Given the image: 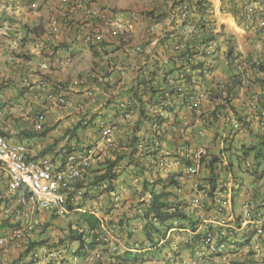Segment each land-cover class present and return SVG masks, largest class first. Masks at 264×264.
<instances>
[{
  "label": "built area",
  "instance_id": "1",
  "mask_svg": "<svg viewBox=\"0 0 264 264\" xmlns=\"http://www.w3.org/2000/svg\"><path fill=\"white\" fill-rule=\"evenodd\" d=\"M196 2L204 4L203 13L199 12L197 14ZM247 6V10H243L244 12L240 10L238 13H234V19L239 20V18H242L247 23L246 21L250 22L251 14L254 16L256 14L255 28L264 34V7L259 3L253 5L250 3ZM148 12H151V14ZM71 14H77L78 18L76 20L71 19ZM58 15H61L59 21L57 18L51 19L52 32L56 31L59 26H63L65 29L77 33L85 44L92 45L103 41L105 36L126 43L130 40L133 29L137 26H140L144 36L152 37L155 41H158L166 32L173 30L175 26L178 29L180 28L177 35V44L180 47L182 42L197 37L204 30L207 31L208 28L215 29L213 27L215 26L213 25V8L209 0H181L180 4L175 6L169 14L171 28L165 33L163 32L162 35L159 34V21L156 19L154 9L116 10L100 5L97 0H69L65 13L60 12ZM215 32L218 33L219 31ZM178 46L170 43L165 46L163 51L157 52L160 68L155 75L151 76L152 73L144 71L143 76L147 79L152 78V80L160 78L161 66L167 64L173 58L175 49ZM37 49L46 51V54L51 55V57L44 56L39 61L36 69L29 70L27 74L22 76L20 88L23 90V100L17 104L18 113H11L8 109L9 118L0 122V181L6 190L5 194L0 195V215L8 217L16 212L18 218L17 221L12 222L13 227L7 233L8 235L0 236V248L6 246L10 240L22 241L27 238L39 224V220L36 217L34 218L33 215L44 213L64 217L75 211H84L95 216L99 221L98 227L101 232L95 241L108 243L111 245V251H117L119 246L116 243H120L116 235L118 220L109 211L104 215L101 214L98 204L94 202L85 204L87 197L84 194L89 192L86 181L90 175L89 170L94 168L97 163L106 158L113 159L117 152L128 153L131 150L125 138L130 127L138 120L140 115L137 118L138 112L134 107V100L124 98L123 104L120 105V108L124 110L120 118L124 121L121 124L122 126L125 125V129H118L119 122L109 117L101 118L96 122L91 121L88 108L97 102L98 83L101 81L112 83L114 81L113 68L117 65L107 60L106 67H109L107 70L110 73L109 75L103 76L102 72L95 71L87 77L76 78L70 86L64 80L48 81L42 77V72L51 67L63 65L68 62V59L49 54V48L45 44H38ZM135 49L139 52L138 57L145 61L144 50L139 46ZM212 50L213 45L210 44L206 51ZM260 58H264V52L251 58V61L233 56L231 64L235 72L250 77L251 74L254 75V73H249V69H253L251 67L252 63L257 64ZM144 65H139L137 70L139 71L141 66ZM75 84H78V87L72 89V87H76ZM151 84L153 85L154 81ZM74 93L78 94L77 98L71 96ZM260 93L259 90H251L248 95L247 105L254 113L255 111L258 112L256 106ZM203 97L200 94L197 98ZM6 102L5 97L0 94V103L4 104ZM172 102L170 98H167L162 106L160 104L153 105L152 101L146 105V117H152V122L148 123V127L150 132L156 136L160 134L161 130L157 118H164L169 114L168 112L173 108ZM51 112H58L61 115L68 112L73 113L77 118L75 124L80 123L86 127L85 129L95 126L96 138L85 139V137L80 136L82 131H76L74 136L69 138L70 133H67L63 136L64 144H55L48 153L40 155L24 142L11 141L3 135L12 128L13 118L22 116L25 121L35 125V130H38L41 128L46 115ZM134 115H136V120H132ZM231 122L232 126L236 127V121L233 119ZM263 124L264 120L261 119L260 125L263 126ZM117 138L119 141H117ZM146 141H149V135L140 137L138 134L135 152L130 154L134 158L145 157L142 168L138 167V169L150 170L153 177L156 176V173L158 175H161V172L166 173L165 168L173 164V158L169 157V153L164 150L155 155L151 154L150 147L146 148L144 146ZM188 155L187 152L181 153V156L188 157ZM128 172L134 176L136 170L131 167ZM197 174V167H191L185 171L187 179H194ZM137 179L136 177L134 182H137ZM124 191L122 189V191L110 193L115 206L120 203L123 196L129 195V192L127 194ZM145 208V206L135 203L133 210L137 215H142ZM201 243L204 245L197 253V258L192 261V264H209L211 258L205 251V246H210L211 252H220L225 247L224 242L220 243L217 248L212 247L211 238L202 240ZM69 247V244H64L55 247L53 250L41 248L40 251L31 254V259H41L45 262L56 260L62 257ZM94 255L98 258L99 253L95 252ZM178 263L187 264L184 260L180 262L179 258L173 254L167 256L165 264Z\"/></svg>",
  "mask_w": 264,
  "mask_h": 264
},
{
  "label": "trees",
  "instance_id": "2",
  "mask_svg": "<svg viewBox=\"0 0 264 264\" xmlns=\"http://www.w3.org/2000/svg\"><path fill=\"white\" fill-rule=\"evenodd\" d=\"M30 1V0H27ZM181 0H173L172 8L179 5ZM229 3V8L231 12L238 13L240 10L244 12L245 5L241 4L236 5L233 0H227ZM250 3V1H248ZM262 6H264V0L260 2ZM244 5V6H243ZM243 6V8H242ZM204 4L200 2H196V11L197 14L199 12L204 11ZM242 8V9H241ZM114 9V8H112ZM223 10V8H221ZM151 14V12H148ZM166 17V13H161L156 15V19L160 20L161 18ZM257 16L255 14L250 16V21L252 20L254 23L256 22ZM239 21L242 24H246L244 19L239 18ZM249 25V22L246 21ZM186 23V22H185ZM246 24V25H247ZM174 25V24H173ZM172 25V26H173ZM184 25V24H183ZM251 26V25H250ZM175 27V26H174ZM182 30V28H181ZM183 31V30H182ZM180 32V28H174L170 32H166L162 38L158 40V44H162V46H168L170 43L178 46L177 35ZM219 38H221L219 42ZM130 41V40H129ZM127 41L126 43H128ZM103 41L98 44H86L90 46L89 51L92 52V56L97 58L98 62H93L88 71L84 72V76L87 77L90 73L95 71L102 72L103 76L109 75L110 73L107 71L109 67L103 61V56L98 52L97 46H100ZM213 45L212 51H206L209 48V45ZM224 47L222 52L220 53V48ZM139 55V52L136 49H133ZM73 52H71L72 54ZM233 56H239L235 44L232 41V38L229 35H226L221 31V33L214 32L209 29L204 30L197 37H192L190 40L186 42H182L180 47L178 46L175 49V53L173 58L170 61L161 66V76L156 80H152V78H145L143 67L140 68L139 74L133 80L132 85H130L126 92L128 94V99L134 100V107L138 112V120L130 127L129 133L126 136V140L128 141V146H130L131 150L128 153L122 152L115 154L113 159L106 158L102 162L96 164L95 168L89 170L90 175L86 181V186L89 189H99V186L104 184V190L102 193L107 195L108 193L116 190L117 180L120 178L121 184H126L128 188L130 186L140 187L141 191L150 192V201L145 204V210L142 213V219L144 224L141 228V233L144 236V240L149 244L150 250H144L140 252L131 253L129 251H124L121 255L116 256V260L124 262L125 258L127 261H146L153 259L156 252L163 249L167 242H169L165 235L167 230L173 227V224H176V227L185 228L188 227L189 230L194 231L200 225V220L195 217L193 211H183V203L179 200V193H170L169 192H156L155 186L156 183L161 182L156 179H152L151 181H147L143 175V172L138 169L142 168L145 157L134 158L132 155L135 152V145L137 143V135L140 131L144 132V135H149V141L144 143V146L150 147V144L156 143L155 147L165 149L169 152V157L171 155L175 160L182 158L180 155L183 151H186L189 148L188 141L182 139L179 134L173 135L170 138L165 137L164 134H158L157 136L154 133L148 132L144 125L148 127V123L152 122V117H146V105L152 101L154 104H160L162 106L164 101L167 98L173 99L176 97L180 99V107L186 106L188 102H191L192 105V119L199 120L200 124L193 125V131L198 132L202 131V129H207L211 124L216 121L219 116H223L229 111L234 113L236 116V108L233 103V99L239 98L241 96V92L245 91V94L250 92L251 90H259L261 91V95L258 100V108L257 113L261 119L264 120V58H260L257 64L252 63L251 67L253 69H249V73H254L253 76L248 77L240 72H235L234 67L231 64V60ZM220 57H223L222 62H220ZM250 57L247 60L251 61ZM109 61L114 62L117 67L113 68V78L114 81L112 83H107L101 81L98 83V88L104 89V91H108L110 89H116L117 81L115 78L116 72H119V61L109 57ZM159 58L154 59L150 62V67L153 68L148 70L152 75L156 74V71L160 68ZM255 68H254V67ZM248 71V70H247ZM246 71V72H247ZM257 71V72H255ZM122 73V72H121ZM79 76L78 78H81ZM154 81L152 85L151 82ZM78 87V84H75ZM202 94L206 100L210 102L216 103L213 109H209L208 105L203 104L201 100L197 97ZM119 98L117 101H113L114 114L116 113L120 115L123 113V109L120 108V105L123 104V99L119 96H115V99ZM97 99V96H96ZM152 99V100H151ZM110 104L112 101L109 102ZM17 106V105H16ZM12 107L8 101L4 104L0 103V118L8 119V109ZM145 107V108H144ZM170 109V108H169ZM199 110V111H198ZM198 111V112H197ZM116 114V115H117ZM160 117V116H157ZM156 117V118H157ZM20 116L13 118V127L15 131L13 133L5 132L4 136L7 138H14L16 141L25 142L26 141H39L45 137V135L50 131L51 128L41 127L38 130H32L31 126L27 128V125H30L28 121H26L27 125L23 127L22 122H20ZM167 117L157 118L158 124L162 125L166 121ZM178 117H175V121H177ZM237 120L241 122V128L249 130L248 124L246 123L244 117H238ZM128 126V125H126ZM205 126V128H203ZM125 127V125H124ZM83 125L78 123L72 128V133L70 132L69 138L74 136V133L79 129H84ZM117 128L120 129V126L117 125ZM122 128V127H121ZM124 129V128H123ZM69 130H66L64 135L67 134ZM161 135V136H159ZM78 137V136H76ZM139 138V137H138ZM179 139L180 141L176 142L175 139ZM161 140H163V144L161 146ZM119 141V139H118ZM78 142V141H77ZM37 143V142H36ZM55 146V142L47 143L43 149L40 150V155L46 154ZM228 156L233 155L235 159H252L251 166V175L256 174V177L259 176V170L262 169L264 171V130H258L255 136L253 137V141L248 146H242L238 151L241 155H238L237 152H233V147L225 148L224 150ZM188 152V151H186ZM144 156H146L144 154ZM182 160H179L180 164H182ZM134 161V162H132ZM216 161V155L212 154L211 158L207 162L208 172L212 173V169L214 167V162ZM130 163V165H129ZM186 164V162H184ZM131 164H133L131 166ZM133 167L136 170L134 176L128 171ZM189 166V165H188ZM124 172V173H123ZM125 176L130 178L129 181L125 180ZM172 176V177H171ZM167 178V182L169 185L173 187L177 186L178 180L176 177L171 175ZM138 178L137 182L135 178ZM140 178V179H139ZM152 178V177H150ZM121 188H117V190ZM93 193V192H92ZM87 195L85 192L84 196ZM89 195V194H88ZM173 196V197H171ZM117 236L120 241V245L124 246L122 239H124L125 245L136 236V229L133 232H126V228L121 225V223L117 224ZM77 228L82 230H95L97 228V233H94L84 242V237L81 232L77 230H71L70 234L67 235L70 241H78V248L74 252L78 257H82L85 255V249H83L86 244L89 250L95 248L98 244L95 242V238L99 235L101 230L98 227V221L94 216H91L87 212H78L76 217V225ZM116 227V226H115ZM212 233L211 226L209 228H204L202 232L196 233L194 236L188 239V241H195L199 236L203 235L207 237ZM252 233H247L241 240L236 242L235 245L239 246H251V236ZM225 239V238H224ZM164 240V242L160 243V241ZM85 243V244H84ZM33 247V243L28 245V249ZM186 248L192 249V245L185 246ZM153 249V251H152ZM193 251V250H190ZM27 249L25 250V253ZM17 261L14 260L10 264H14ZM115 263V261H114ZM18 264V263H17ZM28 264V263H27ZM229 264H246L245 262H236L235 260H230Z\"/></svg>",
  "mask_w": 264,
  "mask_h": 264
},
{
  "label": "crops",
  "instance_id": "3",
  "mask_svg": "<svg viewBox=\"0 0 264 264\" xmlns=\"http://www.w3.org/2000/svg\"><path fill=\"white\" fill-rule=\"evenodd\" d=\"M68 1L69 0H0V94L12 105V107L9 108V112L18 113L16 105L23 100V90L20 88L22 76L27 74L29 70L36 69L39 61L47 55L46 51L37 49L38 44H45L49 48V54H55L56 56L68 59V62L63 65H57L56 67H51L42 72V77L48 81L64 80L67 85L69 84L72 86L71 82L79 76L84 75L80 73L78 60L80 58L88 60L85 53L87 50L90 57H92V59L89 60L90 64L98 62L97 58L91 55L92 52H90L89 49L85 50L88 45H86L74 31L65 29L63 26H59L54 32L51 31V19L57 18L58 21L61 19V15L58 14L60 12L65 13ZM209 1L214 13L213 25L215 26L213 27L215 29L213 31H219V33L223 31L226 35H229L235 44L239 57L248 59L258 56L257 51H260V53L264 52V34L256 30V23L251 20L249 25L247 23L246 25L242 24L239 20H235L233 17L234 13L229 11L230 8L227 0ZM248 1L253 5L260 4V1L262 2L263 0H233V2L239 6L246 3L250 4ZM97 2L107 8H118L117 6L106 5L105 0H97ZM172 2L173 0H151L148 5L149 7L143 8L148 10L154 9L156 15L166 13V17L158 20L160 35L171 28L169 14L173 11ZM247 4L244 10L248 8ZM221 8H223V10H221ZM77 18V14H71V19L76 20ZM138 46L144 50L145 61L140 59L138 54L133 50ZM165 46L166 45L162 46V44H158V41H155L152 37L144 36L140 26L133 29L128 43H123L105 36L102 44L97 46L98 52L103 56L102 58L105 64L109 57L118 60L120 70L115 74L117 81L116 89L104 91V89L98 88L97 102L95 105H90L88 108V115L91 121L96 122L101 118L109 117L119 122V126H121V122L124 123L116 111L114 114L112 99L115 101L119 100L117 97L115 99V96H119L122 99L127 98L128 94L125 92L139 74L137 70L138 66L145 64L142 71L149 72L148 70H153V68L150 67V62L155 58H159L157 52L163 51ZM28 48H30L29 52H27ZM221 50L222 47L220 48V53ZM21 51H23V53H21ZM71 52L73 53L71 54ZM47 56L51 57V55ZM219 59L222 60V57ZM91 66L92 65H90L89 68ZM73 88L76 89L77 87H72V89ZM71 96L77 98L78 94L74 93ZM110 101H112L111 104L109 103ZM177 111L179 113H187L185 109L179 108ZM70 113L71 112L61 115L58 112H51L46 115L41 127H43V129L46 127L51 129L43 139L36 141L38 149L35 153H39L47 143L55 142L60 145L65 143L63 138L64 131L72 127L77 120L76 116ZM135 116L136 115L132 117V120H136ZM3 118H0V122ZM18 120L22 122V124L24 123L23 127L27 125L24 117L21 116ZM29 124L27 128L31 126L32 130H35V125ZM94 128L95 126H91L84 129L80 133V136L85 137V139L91 137L96 138ZM166 128L169 127L166 126ZM170 128L173 129L174 127L171 126ZM13 131H15V129L12 126L9 132L13 133ZM5 193L6 190L0 181V195ZM112 209L114 210V216L125 215L128 217V212L130 211L127 205H118ZM16 216V212L8 217L0 215V235L7 234L10 231L11 227H13L12 222L18 219ZM33 216L44 223H46L50 217V215L44 213ZM134 222L137 234L134 236V239L126 244L128 248L131 249V253L139 252V250L148 247V243H146L140 232L142 228L140 222H138V219H135ZM131 223L132 222L129 221V224ZM38 234L39 232L37 230L23 241L10 240L5 247L0 248V264H10L14 260L17 261L18 258L22 259L28 245L41 239ZM168 247L169 246H165V249L156 252L155 256L153 259L151 258L152 260L150 261L132 262L127 261V258H125L124 262H120L119 264H159L158 261L164 258L169 251ZM101 249L103 251V257L100 261L88 263L81 257L77 261L72 262L67 256L62 264H116L113 259L115 255L105 247ZM24 260L26 261L27 259ZM17 263L18 262L14 264ZM32 264L44 263L38 262Z\"/></svg>",
  "mask_w": 264,
  "mask_h": 264
},
{
  "label": "clouds",
  "instance_id": "4",
  "mask_svg": "<svg viewBox=\"0 0 264 264\" xmlns=\"http://www.w3.org/2000/svg\"><path fill=\"white\" fill-rule=\"evenodd\" d=\"M219 39L221 40V38ZM222 60H223V57H222ZM222 60H220V62H222ZM248 95H249V92L245 94V91L243 89V91L241 92V96L239 98L237 97L233 99V103L236 108L235 109L236 116L234 115V113L229 111L223 116L220 115L219 118L211 124L215 126V123L218 120H221L223 124V127L222 128L220 127L219 132L215 130V136H216V139L218 140L217 142L219 143V140H220V143L218 145V151L215 154L216 161L214 162L212 173L208 172V169H207V162L211 158V155L205 149L202 148L203 150H201L200 147H197L196 150H192L191 146L186 149V151H188L187 153H189L188 157L180 155L182 158L175 160L174 157L171 155V157L173 158L172 159L173 164L171 165L173 167V173H170V174L176 177V179L178 180L177 186L173 188L166 181L167 178H169L171 175L166 173L164 177L157 179L158 174L155 177H153L150 173V170H146V171L141 170L143 172L142 176H144L147 181H151L152 179L161 181V182L156 183L154 190L157 193L160 191L170 193V190H171V193H175V192L179 193L178 201L179 202L182 201L183 211H193V214L195 215V217H197V219L200 220V225L194 231L189 230L188 227H185V228L176 227V224H173V227L167 230L165 237L169 242H167L165 246H169L168 247L169 251L164 256V258L158 261L159 264H165L166 258L170 254L177 256L180 262L184 260L187 264H192V261L196 260L197 258V253L204 245L201 243V241L208 239V238L209 239L211 238L212 247L214 248H217V246L220 245V243H223V242L225 243V247L220 252L218 251L211 252L210 246L208 245L205 246L206 247L205 251L208 253L209 257L211 258V261L209 262V264H215L216 260L218 261L220 258L223 260H226V264H229L230 260H235L236 262L246 261V264H256L258 261L259 263L261 262V258L264 255L263 254V250H264V198L255 197L253 193L258 192L254 188V185L256 184V180L260 177L261 173H264V171L262 172V169H260L258 171L260 174L257 177H256V174L251 175L250 169H251V166L253 167V165H252V159L250 157L246 159H235L233 155L228 156V154H226V152L224 151L225 148H229L231 146L233 147L234 145L233 143L234 141L237 140L238 136L242 135L243 137H245L247 136V134H252L253 131H255L256 133L258 132V130H264V124L263 126L260 125L261 118L259 116V113H256V111L254 113L251 110V108L247 105ZM260 95L261 93L259 94V96ZM198 99L201 100L203 104L208 105L209 109H213L214 105L216 104V103L210 102L209 100H206L205 97L198 98ZM171 101H173L172 102L173 108L168 112L169 114L166 116L167 119L164 122V124L161 125L160 134H164L166 139L170 138L173 135L179 134L181 138H185L184 140L188 141L191 138V135L189 136V139H187L186 136H184L185 133L181 132L182 130L181 127H183L181 125H184V126L189 125L191 126L190 128H193L194 124H191V121L193 122V119L191 117L192 115L191 102H188L186 106L180 107L179 106L181 102L180 99H177L176 97H174V100L171 99ZM179 108L185 109V112L187 113H179L177 111ZM257 108H258V105L256 106V109ZM176 116L178 117L177 121H175ZM238 117H241V118L244 117L246 123L248 124V128H249L248 131L244 128L239 127L241 125L240 124L241 122L237 120ZM231 119L232 120L234 119L236 121V127L232 126ZM197 123L200 124L198 120H197ZM75 125H73L72 128ZM166 126H168L169 128H166ZM171 126H173L174 128L171 129L170 128ZM121 127L122 129L124 128V126L122 125ZM143 127H145L147 131L150 132L149 127H146L145 125ZM72 128L66 129V130H69L67 133H70V132L72 133ZM203 128H205V126H203ZM209 128L211 129L212 127L209 126ZM84 129H79L78 131H83ZM203 132H207V129L205 128V129H202V131H198V133H203ZM139 135L141 137V136H146L148 134L144 135V132L140 131ZM63 136L65 135L63 134ZM9 139L11 141H16L12 137ZM117 141H118V138H117ZM175 141L179 142L180 140L177 138L175 139ZM164 142L163 140H161L160 142L161 146ZM25 144L30 148V146L27 143ZM155 144L156 143H153V142L150 144L151 154L155 155L161 150L166 151L165 149H162L161 147L160 148L155 147ZM186 151H183V152H186ZM233 152H237L238 155H241L239 151H236L234 149H233ZM181 159H183L182 164H180L179 162V160ZM184 162H186V164ZM242 164L244 165L243 173L239 174L238 172L241 171ZM191 167H197L198 169L197 177H195L194 179L192 178L193 180L187 179L185 176V171ZM159 176H162V175H159ZM246 177H248L249 180H247ZM245 182H248V186L250 188L252 187L250 190L251 194L246 192L245 187L243 186ZM104 184L105 183L99 186V189L97 190L89 189L87 187L89 192H87V195H86L87 202H85V204L94 202L98 204L99 212L101 214L104 215L108 211L113 214L114 210L112 208L115 207V205L111 200V196H110L111 192L108 193L107 195H104V193H102V190H104ZM157 186H159L158 189H157ZM122 189L123 188H121L120 190L119 189L117 190L116 188V190L114 191L119 192V191H122ZM129 192L132 194V196H135L136 199H134V201L131 200L132 198L129 199V195H128V196H123L120 203L116 204V206L118 205L128 206V208L130 209V211L128 212V217H126L125 215H121V216L113 215V217L117 218L118 223H121V225L126 228V232H133V230L136 229L135 222H134L135 219H138V222H140V226L144 224L142 215H137L136 213H134L133 207H135V203H137V205L145 206V204L150 201L151 195H150V192L141 191L140 187H134V186L132 188V191H129ZM126 193L128 194V192ZM237 205H238V209L235 210V207ZM78 212H84V211H75L73 213H75V215L77 216ZM38 214H41V213H38ZM52 216L54 217L55 215H50L49 218H51ZM55 217L62 218L60 216H55ZM129 221H131L132 223L129 224ZM43 225H44V222L39 221V224L37 225V227L31 234L35 233ZM98 225H99V221H98ZM210 226H211V231H212L210 235H208L207 237H204L203 235H201L194 242L188 241V239L194 236L196 233L202 232L204 228H209ZM71 230L72 231L77 230V228H72ZM77 231L83 234L84 242H86L87 239L91 237V235L96 233L97 228L95 230H82L78 228ZM247 233L253 234L251 236V239H252L251 246L246 247V246L235 245V241L236 242L240 241L241 237H243ZM31 234H29L28 236H30ZM69 234H70V229H69V232L65 235V237L58 238L55 241H52L51 242L52 245L50 246H46V244H41L40 242H39L40 244H37V242L41 241V239L36 242H32L33 247H30L29 249L28 247L26 248L27 252L24 254L23 258L17 259L18 264H27V263L32 264V263H38V262H42L44 264H50V263L62 264L65 261V258L67 256L70 258L69 259L70 261L72 262L77 261L81 257L76 256L74 252L77 250L79 243L78 241H70L67 237V235ZM5 235H8V234H4L0 236H5ZM122 241L124 243V246H121L120 243H116L119 246L117 251H111V245L108 243L101 242V241L100 242L95 241L98 244L92 250H89L86 244L84 243L85 247L83 249L85 250L83 251H85L86 253L84 256H82V258L88 263L100 261L102 260V257H103V251L101 248L105 247L112 254L115 255L113 259L116 264H119L121 261L116 260L115 259L116 256L121 255L124 251L131 252V249L128 248L127 245H125L124 239H122ZM162 242H164V240L160 241L159 244ZM64 244H69L70 247L67 250V252L64 253L63 256L60 257L59 259L51 260L49 262H45L44 260H41V259L39 260L31 259V254L33 252L40 251L41 248L53 250L55 247H60ZM187 245H192L193 248L192 249L186 248L185 246ZM163 249H165V247ZM251 249H253V252L249 254ZM144 250H148V251L150 250L149 244L147 248H143L139 250V252L144 251ZM190 250H193V251H190ZM95 252L99 253L98 258L95 257L94 255ZM24 259H27V260L25 261ZM136 261L146 262L150 260L147 259L146 261H141V260H136Z\"/></svg>",
  "mask_w": 264,
  "mask_h": 264
},
{
  "label": "rangeland",
  "instance_id": "5",
  "mask_svg": "<svg viewBox=\"0 0 264 264\" xmlns=\"http://www.w3.org/2000/svg\"><path fill=\"white\" fill-rule=\"evenodd\" d=\"M150 1L151 0H105L106 5L108 4V5L117 6L118 7L117 9L113 6H110L116 10H141L143 8L149 7L148 5L150 4ZM24 41H25V39H24ZM29 49L30 48L27 49L28 50L27 52H29ZM87 49H90V46H87L85 48V50H87ZM21 53H23V51H21ZM85 53L87 56L86 58L88 60H84L83 58H80L79 59L80 61L78 60L80 73H84L87 70H89V66H90L89 60L92 59V57H90V55L88 54V50L85 51ZM259 54H260V51H257V55H259ZM82 76H84V75H82ZM112 101H115V100L112 99ZM191 124H198L197 120H194L193 122L191 121ZM181 126H183V127H181V129H182L181 132L185 133L184 136H186L187 139H189V136L191 135V138L188 140V143H189V146H191L192 150H196L197 147H200L201 150L205 149L210 155L217 153L220 140L218 143L217 142L218 140L216 139V136H215V130H217V132H219L220 127L221 128L223 127L221 120H218L215 123V126L211 125L210 127H212V128L211 129L209 128V130L207 128V132H203V133L194 132L193 128H190L191 126H189V125H185V126L181 125ZM120 128H121V126H120ZM254 134H256L255 131H253L252 134H247V136H245V137H243L242 135L238 136L237 140L234 141V143H233L234 144L233 149L238 151V149L242 148L243 145L248 146L253 141ZM182 139H185V138H182ZM25 143H27L30 146V148H32L35 151L38 149L37 143H35L34 140L33 141H26L25 140ZM243 169H244V165L242 164L241 171L238 173L239 174L243 173ZM165 172L167 174L171 175L170 173H173V167L167 166L165 168ZM166 173L161 172L162 176L158 175L157 179L164 177ZM156 175H157V173H156ZM120 178L117 180L118 182H117V185L115 187L116 188H119V187L123 188L125 190V192L132 191L133 186L132 187L130 186V188H128L126 186V184H121ZM124 178L126 181L130 180V178L128 176H125ZM246 179L249 180L248 177H246ZM243 186L245 187L246 192L251 194L250 190L252 187L250 188L248 186V182H245L243 184ZM158 187L159 186H157V189H158ZM254 188L258 191L257 193H253L254 196L258 197V198H264V173H261L260 177L256 180V184L254 185ZM129 199L134 201V199H136V198H135V196H132V194L129 192ZM237 209H238V205L235 207V210H237ZM60 217H62V216H60ZM76 217L77 216L75 215V213H72V214L67 215L65 217H62V218H56L55 216L54 217L52 216L51 218H49L48 221L46 223H44L43 226H41L42 228L40 227L38 229L39 230L38 235H39V238H41V241H38L37 244L41 243V244H46V246H50V245H52V243H51L52 241H55L57 238L65 237V235L69 232V229L77 228L75 226L76 225ZM252 252H253V249L250 250L249 254H251ZM263 254H264V250H263ZM216 264H226V260H223L220 258L216 262ZM256 264H264V255L261 258V262L259 263V261H258Z\"/></svg>",
  "mask_w": 264,
  "mask_h": 264
}]
</instances>
